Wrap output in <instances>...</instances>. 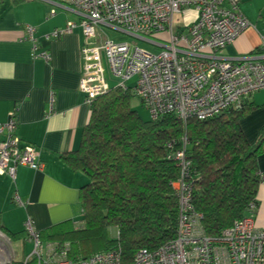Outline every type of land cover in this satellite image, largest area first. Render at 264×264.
I'll use <instances>...</instances> for the list:
<instances>
[{"label": "built area", "instance_id": "obj_1", "mask_svg": "<svg viewBox=\"0 0 264 264\" xmlns=\"http://www.w3.org/2000/svg\"><path fill=\"white\" fill-rule=\"evenodd\" d=\"M78 20L67 21L46 38H57L80 27L87 43L80 49L82 72L79 90L84 103L93 101L112 86L139 99L151 118L174 114L182 120H204L228 108H238L264 89V34L260 46L248 55L226 56L223 50L249 26L240 11V0H66ZM191 10L193 17H187ZM50 10V15L55 14ZM104 27L110 30L107 32ZM33 42L32 57L48 59L35 44V28L26 27ZM127 37H132L131 42ZM146 42L157 52L144 49ZM134 81L132 85L129 82ZM15 112L0 125V174L15 179L18 167L43 169L38 148L15 134ZM174 181L179 205L176 237L158 248L139 249L124 263L119 249L70 259V243L43 241L31 218L24 230L31 252L19 263L4 264H264V228L255 224V212L236 220L218 237H208L201 214L191 204L185 181L188 162ZM264 174L260 173V182ZM15 201L22 204L15 194ZM252 208V207H251ZM252 210V209H251ZM118 238V230L116 228ZM3 264V263H2Z\"/></svg>", "mask_w": 264, "mask_h": 264}, {"label": "trees", "instance_id": "obj_2", "mask_svg": "<svg viewBox=\"0 0 264 264\" xmlns=\"http://www.w3.org/2000/svg\"><path fill=\"white\" fill-rule=\"evenodd\" d=\"M133 97L113 86L98 96L80 147L62 155L87 178L79 192L81 221L39 234L43 241L69 242L70 259L119 249L123 262L130 263L139 249L153 250L174 239L179 205L172 184L182 173L179 151L188 162L184 178L191 204L208 237H218L257 210L264 126L249 143L240 125L252 109L248 99L213 117L184 121L174 114L142 120L131 106ZM111 227L118 238L110 237Z\"/></svg>", "mask_w": 264, "mask_h": 264}, {"label": "crops", "instance_id": "obj_3", "mask_svg": "<svg viewBox=\"0 0 264 264\" xmlns=\"http://www.w3.org/2000/svg\"><path fill=\"white\" fill-rule=\"evenodd\" d=\"M63 6L70 5L66 0H5L0 8V125L14 111L15 134L38 148L43 163L40 171L18 167L15 179L0 174V264L21 262L31 252L32 244L23 234L28 217L39 232L64 222L75 227L81 221L79 192L87 178L62 155L78 150L90 117V106L79 90L80 49L97 40L86 41L80 27L47 39L67 21L78 20ZM239 8L249 26L223 50L226 56L252 53L264 34V0H240ZM51 9L56 13L50 15ZM184 14L193 17L191 10ZM27 26L35 28V44L48 59L32 57ZM248 103L252 109L240 125L253 143L264 126V89L252 94ZM257 164L264 174V153ZM15 194L22 204L15 201ZM256 200L255 224L264 228V181L258 185Z\"/></svg>", "mask_w": 264, "mask_h": 264}, {"label": "rangeland", "instance_id": "obj_4", "mask_svg": "<svg viewBox=\"0 0 264 264\" xmlns=\"http://www.w3.org/2000/svg\"><path fill=\"white\" fill-rule=\"evenodd\" d=\"M104 29L110 33V30L107 29L106 27H104ZM112 34V33H110ZM131 39H133L132 37H127V40H129V42H131ZM138 45L144 49L153 51V52H157L159 50V48H153L152 46H150V44L146 43V42H142L139 41ZM134 83V81L132 80L131 82H129L130 85H132ZM131 106L134 108V110L137 111L138 115L140 116V118L142 120H149L151 119V116L148 112V110L142 106L141 102L139 101V99L137 97H133L131 100ZM109 235L110 237L115 238L117 236V232H116V228L115 227H111L109 229Z\"/></svg>", "mask_w": 264, "mask_h": 264}]
</instances>
